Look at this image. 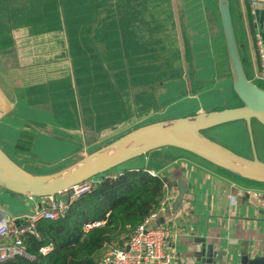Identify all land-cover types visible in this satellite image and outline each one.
<instances>
[{"label":"crops","instance_id":"crops-1","mask_svg":"<svg viewBox=\"0 0 264 264\" xmlns=\"http://www.w3.org/2000/svg\"><path fill=\"white\" fill-rule=\"evenodd\" d=\"M228 1L244 72L255 84L264 82L258 77L264 0ZM232 82L217 0H0V147L32 173L68 165L32 158L42 145L54 151L51 159L73 155L75 162L142 125L239 107ZM49 122L54 128L42 132ZM254 124L264 131L252 119V142L244 120L203 132L228 147L216 136L244 129L242 148L252 144L257 156ZM131 160L94 178L140 168L167 178L162 199L169 207L152 222L172 226L174 264H192L200 239L226 250L230 264L263 254L264 182L174 146ZM177 179L187 190L174 210ZM63 194L29 196L0 186V222L48 208ZM111 244L97 251L95 262Z\"/></svg>","mask_w":264,"mask_h":264},{"label":"water","instance_id":"water-1","mask_svg":"<svg viewBox=\"0 0 264 264\" xmlns=\"http://www.w3.org/2000/svg\"><path fill=\"white\" fill-rule=\"evenodd\" d=\"M217 1L233 77L232 87L242 101L241 106L142 125L91 151L74 163L47 174H35L24 169L0 147V186L18 194L51 196L163 146L185 149L241 177L264 182V161L256 154L252 158L244 157L207 137L203 132L204 129L216 125L244 120L252 142L251 120L256 119L264 125V88L248 79L244 72L234 35L229 1ZM163 180L167 181V178L163 177ZM172 183L177 187V195L172 205L177 210L187 188L182 179L172 180ZM63 198L68 200V195L64 193ZM199 243L201 246L195 252L192 264H230L226 250L205 239H200ZM240 263L264 264V251L263 254L253 257L242 255Z\"/></svg>","mask_w":264,"mask_h":264},{"label":"trees","instance_id":"trees-1","mask_svg":"<svg viewBox=\"0 0 264 264\" xmlns=\"http://www.w3.org/2000/svg\"><path fill=\"white\" fill-rule=\"evenodd\" d=\"M163 194L162 178L146 169H124L113 176L102 175L90 191L71 203L64 218L37 223L38 237L30 235L25 240L26 251L32 258L15 256L1 264H93L97 251L105 244L122 243L129 237L159 206ZM97 219H103L104 224L90 232L83 231L85 222ZM116 231L127 235L115 239ZM45 246L51 249L42 253L39 249Z\"/></svg>","mask_w":264,"mask_h":264},{"label":"built area","instance_id":"built-area-1","mask_svg":"<svg viewBox=\"0 0 264 264\" xmlns=\"http://www.w3.org/2000/svg\"><path fill=\"white\" fill-rule=\"evenodd\" d=\"M260 71L258 77L264 80V54L258 39ZM96 176V175H95ZM105 177V176H104ZM99 180L94 176L71 186L62 193L68 200L53 201L48 208L0 222V264L15 256L32 258L26 251L25 237L38 236L37 223L41 219H61L66 216L71 203L81 194L90 191ZM169 207L167 199H162L159 207L146 216L134 229L122 247L114 248L93 264H174L176 250L172 241L173 228L166 222H152L159 212ZM97 219L85 222L83 230L91 231L104 224ZM50 246L39 250L46 253Z\"/></svg>","mask_w":264,"mask_h":264},{"label":"rangeland","instance_id":"rangeland-1","mask_svg":"<svg viewBox=\"0 0 264 264\" xmlns=\"http://www.w3.org/2000/svg\"><path fill=\"white\" fill-rule=\"evenodd\" d=\"M257 83L264 86V82L257 81ZM260 125L264 129V126L262 124H260ZM53 128H54L53 123L49 122V127H42V129H43L42 132L49 133V131H51V129H53ZM216 137L218 138V140L222 141L224 144H226L231 149L236 150L235 148H237L238 153L241 152L242 155H245L247 153H250V155H253L252 144L250 146H248V149H243L242 148L244 145H246V142H247L244 129H241V131H239V130H236V131L233 130L232 131L231 130V131H228L226 134H222V136H216ZM62 138H67V137H62ZM253 138H254V145H255V147L257 149V153H258L257 156L262 161H264V131L262 133V131L259 128H257L255 124H254V130H253ZM73 141L76 142L75 144H78V141H76V138H73ZM163 147H165V146H163ZM163 147H161V148H163ZM31 156H32V158H35V160L43 161L45 166L62 165V164L63 165L68 164L69 165V164L74 163L73 160H75L73 155H68V157H65V158H62V159H60V158L51 159L54 156V151L50 147H48L46 145H42L39 148V151L32 152ZM129 160L125 161L124 164L125 163H131L133 161L131 159H129ZM68 165H66V166H68ZM66 166H64V167H66ZM64 167H62V168H64ZM62 168H60V169H62ZM41 169H42V171L45 170L42 167L40 168V170ZM53 172H55V171H53ZM98 175H96V176H98ZM126 235L127 234H125L122 231H116L113 236H114L115 239H117V238L118 239H124ZM128 236H129V234H128ZM127 238H126V240H127ZM111 243H113V244H111ZM111 243H110L111 245H109L110 250L113 247H117L115 242H111ZM111 246H112V248H111Z\"/></svg>","mask_w":264,"mask_h":264}]
</instances>
